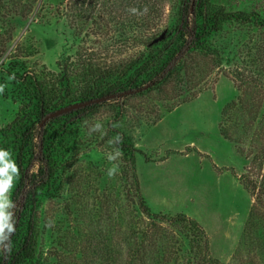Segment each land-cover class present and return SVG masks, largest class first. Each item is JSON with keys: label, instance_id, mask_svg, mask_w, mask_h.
Returning a JSON list of instances; mask_svg holds the SVG:
<instances>
[{"label": "rangeland", "instance_id": "374dc122", "mask_svg": "<svg viewBox=\"0 0 264 264\" xmlns=\"http://www.w3.org/2000/svg\"><path fill=\"white\" fill-rule=\"evenodd\" d=\"M209 3L251 17L224 21L202 51L176 55L165 81L101 101L70 127L66 165L41 198L35 257L24 264H264V142L255 141L254 125L232 119L247 122V110L264 106V0ZM180 7L181 0H0V64L15 57L33 73L64 74L80 86L88 63L90 73L166 58L165 38L151 42L177 24ZM14 88L0 82L8 93H0V131L17 111ZM232 104L246 112L226 116ZM120 133L134 163L117 146ZM179 216L198 227L175 222Z\"/></svg>", "mask_w": 264, "mask_h": 264}, {"label": "trees", "instance_id": "16d2710c", "mask_svg": "<svg viewBox=\"0 0 264 264\" xmlns=\"http://www.w3.org/2000/svg\"><path fill=\"white\" fill-rule=\"evenodd\" d=\"M138 5L140 8L143 6L141 2ZM180 8L179 21L165 32L166 58L159 57L154 61L155 56L152 54L148 57L149 60L142 61V58L138 57L102 68L97 67L90 73V68L94 65L88 63L90 68L80 80V86H73L71 80L64 74L56 76L52 72H47V76L42 77V74L33 73L27 69L24 62L15 57H10L6 64L1 62L0 82H10L15 87L11 98L18 103V107L14 117L0 131V145L9 152L18 169V174L14 175L16 182L10 195L11 204H17L10 220L14 224L15 231L3 244H0V264H24L34 259L38 234V208L41 198L53 188L59 170L66 165L64 160L67 159L66 153L70 145L65 139L69 129L79 120H84L87 112L102 102L75 108L41 124L47 114L63 106L96 97L109 94L115 96L132 90V92L140 91L148 86H141L146 81L152 80L153 84L163 82L166 76L177 67L176 55L183 51L186 53L202 51L206 47L207 38L220 29L224 21L230 19H247L248 21L251 17L246 13L235 15L227 12L211 5L209 0H181ZM260 26L264 28V18ZM261 62L259 71L264 76V59ZM151 67L153 72L150 74ZM154 76L159 78L153 80ZM0 93L3 97L8 96V93L1 89ZM260 105H262L261 102L253 109L247 110L250 116H248L249 121L243 123L241 117L232 118V116H234V110L237 116L239 113L242 115L246 106L240 105L236 108L235 104H232L225 111L226 116L231 117L233 124L239 128L254 125L255 128L252 126L253 136L256 142H264V106L262 105L263 111H261ZM222 131L225 137L233 142L236 141L229 135V128L224 127ZM121 134L117 136V146L124 154H127L130 149H124V147L128 148V144L123 136L121 138ZM248 153H252V148ZM259 153L264 157V146ZM130 154L129 158L134 163V156ZM255 157L256 155H253L251 159ZM34 161H37V165ZM260 182L261 189L258 195L262 197L258 196V198L264 201V180ZM139 198L140 208L149 213V206L144 198L141 195ZM263 201H259L260 205H263ZM10 210L11 207L7 209L9 212ZM187 219L179 216L173 220L185 222ZM188 220L195 229L198 227L195 220L190 218Z\"/></svg>", "mask_w": 264, "mask_h": 264}, {"label": "clouds", "instance_id": "9594fccd", "mask_svg": "<svg viewBox=\"0 0 264 264\" xmlns=\"http://www.w3.org/2000/svg\"><path fill=\"white\" fill-rule=\"evenodd\" d=\"M9 155L7 150L0 149V244L15 231L13 222H10L12 213L7 211L12 204L5 193L12 187L13 177L18 174V169Z\"/></svg>", "mask_w": 264, "mask_h": 264}, {"label": "water", "instance_id": "95a60500", "mask_svg": "<svg viewBox=\"0 0 264 264\" xmlns=\"http://www.w3.org/2000/svg\"><path fill=\"white\" fill-rule=\"evenodd\" d=\"M164 35H165V32H162L158 37H156L154 40H152L151 44L152 43H156L158 42L159 40L163 39L164 38ZM132 91H127V92H123V93H120V95H125V94H130ZM114 97V94H109V95H105V96H102V97H96V98H93V99H90V100H86V101H81V102H76V103H73V104H70V105H67V106H63L61 108H58L52 112H50L49 114H47L45 116V118L42 120L41 124H44V122L48 119H51L55 116H58V115H61L63 113H66L70 110H73L75 108H79V107H83V106H86V105H89L91 103H94V102H101V101H104L106 99H110Z\"/></svg>", "mask_w": 264, "mask_h": 264}]
</instances>
